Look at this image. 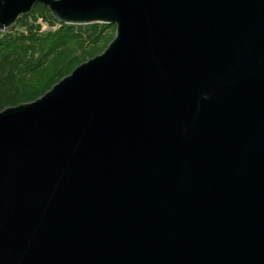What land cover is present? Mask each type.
<instances>
[{
	"label": "water",
	"instance_id": "water-1",
	"mask_svg": "<svg viewBox=\"0 0 264 264\" xmlns=\"http://www.w3.org/2000/svg\"><path fill=\"white\" fill-rule=\"evenodd\" d=\"M115 35L0 111V264H264V0H0Z\"/></svg>",
	"mask_w": 264,
	"mask_h": 264
},
{
	"label": "trees",
	"instance_id": "trees-1",
	"mask_svg": "<svg viewBox=\"0 0 264 264\" xmlns=\"http://www.w3.org/2000/svg\"><path fill=\"white\" fill-rule=\"evenodd\" d=\"M114 35V25L65 24L35 4L11 30L0 32V111L35 101L101 54Z\"/></svg>",
	"mask_w": 264,
	"mask_h": 264
},
{
	"label": "rangeland",
	"instance_id": "rangeland-1",
	"mask_svg": "<svg viewBox=\"0 0 264 264\" xmlns=\"http://www.w3.org/2000/svg\"><path fill=\"white\" fill-rule=\"evenodd\" d=\"M43 28H44V26H43Z\"/></svg>",
	"mask_w": 264,
	"mask_h": 264
}]
</instances>
